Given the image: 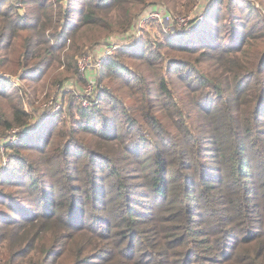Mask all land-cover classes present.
<instances>
[{
    "label": "trees",
    "instance_id": "trees-1",
    "mask_svg": "<svg viewBox=\"0 0 264 264\" xmlns=\"http://www.w3.org/2000/svg\"><path fill=\"white\" fill-rule=\"evenodd\" d=\"M58 1L21 0L36 5L31 22L14 0H0V48L14 52L0 57V67L34 80L41 60L62 63L61 56L73 58L102 33L127 31L145 0H80L76 18L70 1ZM194 1L164 0L181 6L172 8L179 14ZM217 15L211 26H233L229 34L236 40L199 26L196 34L188 32L193 36L118 48L117 56H108L105 83L100 78L104 102L77 106L81 126L63 116L31 123L40 103L0 92L8 102L6 109L0 105V140L28 179L2 181L24 185L30 204L40 208L11 209L17 199L0 191L8 205L0 209V264H264V31L240 34L244 24H226ZM55 37H69L67 51L59 48L64 43H52ZM164 44L165 52L183 54L180 60L164 57ZM126 57L139 64L131 68L121 61ZM165 58L172 64H163ZM173 67L191 93L195 121L183 117L170 88ZM4 79L3 87H11ZM205 89L214 97L200 99ZM119 123L136 125V136ZM18 128L27 132L20 142L3 140ZM79 133L94 140L85 144ZM72 143L80 148L70 152ZM120 151L128 152V168L112 158ZM99 161L105 164L96 178L101 189L82 176ZM46 168L50 186L42 190L47 177L38 170Z\"/></svg>",
    "mask_w": 264,
    "mask_h": 264
},
{
    "label": "rangeland",
    "instance_id": "rangeland-1",
    "mask_svg": "<svg viewBox=\"0 0 264 264\" xmlns=\"http://www.w3.org/2000/svg\"><path fill=\"white\" fill-rule=\"evenodd\" d=\"M14 1L16 5L14 7L18 9L17 12L22 15L27 14V21H34L36 14L35 3L29 2L28 4H21V0ZM51 1L55 0H48V3ZM66 1H70L73 17L76 18L81 10L78 8V5L81 3L80 0H59L58 2L64 3ZM182 1L185 2L186 0H181V2ZM247 1L249 3L245 2L244 0H232V2H230V0H195L190 6L191 9L189 12L186 14H179L173 11V9H179L181 6L177 5L176 7H173L172 4L170 6L164 2V0H145L143 4L139 5L138 14L134 19V23L127 31L123 33H102L98 42L91 45L86 43L80 50L76 52L73 58L65 59L61 56L63 60L62 63H59L57 59H54L50 61L49 65H46L45 60H41L40 63L36 65L37 69L34 68L35 70L32 73L34 78L38 80L26 78V75L20 77L18 75L20 70H17L15 73H10V71L6 69L7 67L1 66L0 92L3 91L7 95H13L14 97L21 94L23 100L26 102L28 98L31 97L35 103H40L38 105V111L35 113L37 115L31 118V123L37 122V120L43 115H45L50 120L58 119L60 116H63L67 124H71V126L75 127L81 126V123L84 119L78 114V111L76 110L78 108L77 106L82 108L99 105L104 102L100 89L104 86L101 83H105L106 81L105 75L107 74V71H105L102 64L108 56H117L118 48H131L132 50H136L141 46H144V43H148L150 45L157 41H163L165 43L166 37L178 38L184 33L193 36V31H195L196 34L199 26H204L207 30H218V35H221V37H219L230 42L234 39V37L229 34L230 31L233 30V26L227 28L229 31H227L223 26L218 28H213L211 26L213 23L212 21L218 13H220V20H223L222 22H226V24H230L228 22L236 19V22L247 25L246 27L244 25L243 27H240V34H243V32L248 33L252 30L264 31V0ZM20 4L21 6H17ZM241 6H243V8ZM249 6H251L250 9ZM157 8L163 9L169 18L163 20V16L165 15L162 11L156 10ZM153 12H160V15L155 17L150 16V14ZM69 25H71V23H69L67 26ZM49 30H51L50 24L48 26L46 25V33H48ZM55 38L52 39V43H54V41L64 43V46L59 48H61V52L67 51L69 48L68 44L71 42L69 37H62L63 39L58 37L56 39ZM209 44L215 46L218 45L216 42H210ZM164 49L165 44L161 48L164 57L165 55H168V57H170L169 60H174L175 62L180 60V55H183L181 53L177 54L174 52H165ZM13 54L14 52L12 47L6 48L5 46L4 48H0V57L2 58H11ZM121 61L128 64V66L131 68L139 64V61H135L129 57H126V59ZM168 63L172 64V62H168V58H165L163 60V64L167 66ZM142 67L145 68L146 72L147 67L145 65ZM42 69L46 71L44 76L41 74ZM175 73L176 68L173 67V70L169 74L170 88L172 89L176 102L179 104V109L181 110L183 117L190 116V121H195L197 111L193 106V99L190 97L191 93H185L184 86L181 82L176 80ZM4 78H8L11 87H3L7 81ZM100 78H103L104 80L101 82ZM205 91L206 93L200 99L205 96H208L209 98L214 97L213 93H210V89H205ZM127 103L128 102H126V104ZM7 104V100H0V105L2 108L6 109ZM24 108L31 110L27 104H24ZM38 113L41 114L38 115ZM50 122L51 121L47 122L48 126H50ZM112 122H114V120L112 117H110L108 123L111 127H114ZM119 125L123 126V128L127 130L128 135H131L132 137L136 136L133 134L136 125L131 128L127 126L125 128V124L122 123H119ZM48 126L45 127V130L48 128ZM18 129L20 130V128ZM26 133L27 132H24V130H15L4 136L3 140H15L12 142V144H17L24 137H26ZM88 135L90 134L79 133V139L81 142L90 145L94 139ZM6 145L7 144H2L0 140V191L6 194V196H12V198L17 199V204L10 206L11 209H14V206H26L30 210L39 211L40 208H36L34 205L30 204V202H32V195L24 185L14 184L18 183V181L10 183L2 181L5 179L14 180L20 177L22 179V184L28 182L27 174L23 173V171L14 164V159H12L13 150L7 148ZM145 145L149 146V144ZM69 148L70 152H72L73 149L80 147L77 143H72ZM35 154L36 153L31 151L28 156L30 158H34ZM72 157L73 156H71V158ZM112 158L116 164L120 166L127 167L131 166L132 164L129 161L128 152H117L116 154L112 155ZM95 162L96 161H94V163ZM56 163H58V160L54 159L53 165ZM43 164L44 163L41 162L37 165V168L44 166ZM73 164L74 163L72 162V165ZM53 165L51 164V166ZM72 165L70 167H72ZM99 165L100 167L98 170H95ZM104 171L105 164H102V161H99L97 164L91 167L88 173H85L82 176L88 180H92L91 186L95 185L97 189H101L102 183H100V180H96V178L99 176L98 174H101ZM38 172H43V176L47 177V179L43 180L47 182H42L39 187L42 190L49 188L50 183L48 180L50 179L51 174L47 173V168L43 171L38 170ZM91 174L96 177H93ZM2 199L4 198L0 197V209L5 210L8 205L1 202Z\"/></svg>",
    "mask_w": 264,
    "mask_h": 264
},
{
    "label": "built area",
    "instance_id": "built-area-1",
    "mask_svg": "<svg viewBox=\"0 0 264 264\" xmlns=\"http://www.w3.org/2000/svg\"><path fill=\"white\" fill-rule=\"evenodd\" d=\"M156 10H158V11H162V12L164 13L165 16H163V20L169 18V16L163 11V9L157 8ZM151 12H152V11H151ZM159 15H160V12H153V13L150 14V16H154V17H155V16H159ZM141 21H143V20H141ZM15 130L22 131L21 129H20V130H19V129H15ZM15 130H14V131H15ZM4 141L12 143V142H14L15 140H9V141L4 140ZM1 142H2V144H4L2 140H1Z\"/></svg>",
    "mask_w": 264,
    "mask_h": 264
}]
</instances>
